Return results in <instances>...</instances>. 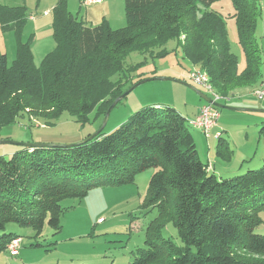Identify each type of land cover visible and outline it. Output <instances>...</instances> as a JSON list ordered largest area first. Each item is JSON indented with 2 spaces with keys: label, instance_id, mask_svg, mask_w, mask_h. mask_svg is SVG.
Here are the masks:
<instances>
[{
  "label": "trees",
  "instance_id": "obj_1",
  "mask_svg": "<svg viewBox=\"0 0 264 264\" xmlns=\"http://www.w3.org/2000/svg\"><path fill=\"white\" fill-rule=\"evenodd\" d=\"M219 1L124 0L126 26L112 29L107 20L86 25L70 12L68 0H59L51 12L56 47L40 66L32 40H23L30 18L26 7L0 4V27L14 31L17 42L11 65L0 54V132L24 116L43 125L64 113L80 123L89 122L91 114L104 119L112 104L141 82L128 87V77L141 66L126 68L128 56L140 52L154 58L160 50L157 55L165 57L171 40L224 98L264 83V53L256 35L261 0H231L245 57L242 72L224 18L208 10ZM188 122L170 105H147L87 143L18 147L10 157L0 156V253L21 238L5 233L9 224L30 228L37 236L49 225L58 234L63 201H81L97 188L133 184L153 169L143 206L157 209L158 216L147 227L146 248L136 251L131 264H264V235L255 233L264 223V164L219 179L200 159ZM216 155L232 160L225 138H219ZM170 223L181 245L164 238Z\"/></svg>",
  "mask_w": 264,
  "mask_h": 264
},
{
  "label": "rangeland",
  "instance_id": "obj_2",
  "mask_svg": "<svg viewBox=\"0 0 264 264\" xmlns=\"http://www.w3.org/2000/svg\"><path fill=\"white\" fill-rule=\"evenodd\" d=\"M58 1L0 0V4L8 5V7H26L29 14H36L43 20L44 11L48 8L50 10ZM69 1L73 10L76 9L74 8V1ZM118 3L124 5V0H117L115 3L117 12L119 13L118 9L122 12L124 8H120ZM261 6L263 15L258 22L256 35L264 53V0H261ZM201 9L202 12L206 10L202 6ZM208 10L218 12L224 18L231 51L238 59L239 72H242L245 67V57L239 44L236 20L233 18L235 10L232 1L222 0L216 2ZM75 11L73 13H76ZM51 18V16L48 18L49 22H51ZM48 30V26L42 27L40 35L35 37V34L33 35L35 32L33 25L26 24L23 31V39L25 42H29L30 39L32 40L31 48H33L35 42H38L41 46H46L48 43L53 42L50 49H55L56 42L52 38L53 35L49 34L43 37V34ZM165 49L169 52L165 57H159L157 54L161 51L156 50L154 58L149 54L133 52L125 60L126 68H137L141 65L128 77V87L131 84L148 79L166 80L148 81L134 89L112 111L107 125L104 127L105 133H110L114 128L119 127L124 121L128 120L135 111L147 105H152L151 103L164 105L174 103L177 106L176 109L184 115L190 114L184 108L186 101L193 100L195 104L206 103L201 100L197 93L201 92L204 95H207V93L201 87L191 82L189 76L194 66L183 57L182 50L177 42L175 40L169 41ZM0 54L7 55L10 65L16 59L15 32L3 31L2 27H0ZM42 61L40 59L37 62L38 66L41 65ZM175 72L179 74L183 73L184 76L181 78L173 74ZM118 76H113L112 81L116 82ZM171 79L180 81L181 83L171 81ZM249 99L251 100L248 103L256 107L254 109L264 111V100H260L257 96L250 97ZM241 103L243 102L238 100L236 96H231L220 102L223 106L243 109L239 107ZM191 110H193V107H191ZM190 115L192 116L193 114ZM221 115L228 117L225 123L220 121L221 119L219 118L217 125L223 137L228 141L230 149L233 151V159L227 162L233 164V170H237L240 167L242 153L245 149L243 147H247V144H245L246 128L244 127V123L257 122V126H252L251 128V133L256 136L258 141L255 144H251L253 155L251 160L252 166L247 168L249 163H245V168L241 171L237 170L234 175H244L249 169L259 170L264 164V134L261 133L264 123V113L220 109ZM89 120L87 123H80L75 117L64 113L52 125H43L41 122L35 123V120L31 122L27 116H24L16 124L1 130L0 141L25 144H77L86 140L90 135L93 136L102 130L104 119L96 118L95 114H91ZM188 125L190 132H195V129L189 122ZM217 143L211 146L210 151L213 155L216 154ZM197 150L201 160L207 163L206 154L208 155V148L200 145ZM16 151H18L17 146L10 144L0 145V156L10 157ZM153 173L154 170L151 169L139 174L135 182L130 185L94 189L81 201L77 199L63 201L62 229L58 234L49 225L44 227L40 236H37V233L30 228L20 227L17 224H9L6 227L5 233H13L21 237V247L19 255L16 257L11 256L8 251L0 253V264L133 263L136 251L140 248H146L145 234L148 225L158 216L157 209L145 208L143 206L148 196L149 182ZM261 217L264 221V212L261 214ZM255 233L264 235V223L256 229ZM1 235L2 232H0ZM163 236L181 245L177 231L171 223L166 225L163 230Z\"/></svg>",
  "mask_w": 264,
  "mask_h": 264
},
{
  "label": "crops",
  "instance_id": "obj_3",
  "mask_svg": "<svg viewBox=\"0 0 264 264\" xmlns=\"http://www.w3.org/2000/svg\"><path fill=\"white\" fill-rule=\"evenodd\" d=\"M73 1H74V6H75L74 8H76L74 10H76L75 11L76 13H73L74 10L72 8L71 2L68 0V8H69L70 12L72 14H74V15H78L81 19H83V21L88 26H98L104 20H107V22L109 23V25H110V27L112 29H120V27L123 28V26H126V16L124 14L125 13V11H124L125 10V7H124L125 5H123V4L121 5V4L118 3L120 5L119 6L120 8L121 7L124 8L122 12H121L120 9H118L119 10V13H118L117 12V7H116V4H115L117 0H98L97 2H91V3L87 2V0H73ZM1 5H3V4H1ZM3 6H7L8 7V5H3ZM54 7H55V5L52 8L54 9ZM52 8L50 9L51 11L49 10V8L44 11V13H43V17L44 18H42L43 20H41L38 17V15H36V14H33V13L30 14V18H29L27 24L28 25H33L34 30H35L33 35L35 34L34 35L35 37H37V35L38 36L40 35L39 34L40 33V29L42 27H44V26H48L49 30L46 33L43 34V37L48 36L49 34L52 35V20H51V22H49V20H48V18L51 16V12L53 10ZM116 26H120V27H116ZM51 43H53V42H51ZM51 43L50 44L48 43L46 46H41L38 42H35V44H34V46L32 48V52H33V55H34V62L36 64V66H38L37 62L40 59L43 60L46 57V55H48L49 53H51L54 50V48L50 49V48H52L51 47ZM52 46H54V44H52ZM16 52H17V42H16ZM195 68H197V67L194 66V69ZM173 74H175L177 76H180L181 78L184 76L183 73L179 74V73L175 72ZM155 80H166V79H155ZM152 81H154V80H152ZM263 84L264 83H261V84H258L256 86H254V87H249V88L237 90L234 93H232V96H234V97L236 96L238 100L243 102V103L239 104L240 108H243L244 110H256V109H254L256 107H253L252 105H250L248 103L251 100L249 98L253 97V96H256L255 93L259 89H261ZM246 99L249 100V101H247ZM151 104L152 105H159V104H156V103H151ZM205 104H198V103L195 104V103H193V100L186 101L185 104H184V108H185V110H186V112L188 114L189 113L193 114L192 116L190 114L189 115H184L179 110L178 111L186 119H188L189 122H191L199 115L200 109ZM167 105H170V106L174 107L175 109L177 108V106L174 103H170V104H167ZM191 107H193V110H191ZM194 109H196V110H194ZM219 118L221 119L220 121H223L224 123L228 120V117L226 115H221ZM252 126H257V122H253V123L252 122H246V123H244V127L246 128L245 144H247V147H243L245 149H244V151L242 153V163H241L240 167L237 169V170H240V171L245 168L244 167L245 163H249L247 168H250L249 166H252V161L251 160L253 158V155H252V152H251V144H255V142L257 141L256 136L253 133H251ZM193 128L195 129V132H193V133L191 132V134L194 137V140H195V143H196V146H197L196 148L198 149V146H200V145H203L204 147L208 148V155L206 154V158H207L208 161H207L206 164L209 165V171L211 173L215 174L216 177H218L219 179H229V178L234 177L235 176L234 174H236L237 170L236 169L233 170V164H229V163H227L225 161L220 160L216 156V154L213 155L211 153V151H210L211 150V146L214 143L216 144V142H218L216 140H219L220 137L224 138L223 134L219 130V126L216 125L215 127H213L211 129L209 137H206L201 130L196 129L195 127H193ZM198 154H199V152H198ZM199 157H200V154H199ZM200 159H201V157H200Z\"/></svg>",
  "mask_w": 264,
  "mask_h": 264
},
{
  "label": "built area",
  "instance_id": "obj_4",
  "mask_svg": "<svg viewBox=\"0 0 264 264\" xmlns=\"http://www.w3.org/2000/svg\"><path fill=\"white\" fill-rule=\"evenodd\" d=\"M98 0H87V2H97ZM191 82L201 87L207 96L215 103H220L222 100L227 98L222 97L216 92L213 85L210 83L208 75L202 72L200 69H193L189 76ZM255 95L260 99H264V88L258 90ZM220 117V109L216 108L212 104L206 103L201 109L199 115L190 123L196 129L201 130L206 137L210 136V131L213 127L217 125ZM21 247V240L14 239L8 247V252L11 256L16 257L19 255V250Z\"/></svg>",
  "mask_w": 264,
  "mask_h": 264
},
{
  "label": "water",
  "instance_id": "obj_5",
  "mask_svg": "<svg viewBox=\"0 0 264 264\" xmlns=\"http://www.w3.org/2000/svg\"><path fill=\"white\" fill-rule=\"evenodd\" d=\"M155 79H148V80H144L139 82L138 84L134 85L130 90H128L125 94H123L121 97H119L113 104L112 106L108 109L105 117H104V123H103V128L102 130H104V127L107 125V122L110 118V115L112 113V111L116 108V106L118 105V103L120 101H123L132 91H134V89H136L139 85L146 83L148 81H152ZM174 82H178L181 83L180 81L177 80H172ZM200 98L205 101L208 104H212L213 106H215L218 109H225V110H232V111H248V112H260V113H264L263 110H244V109H235V108H231V107H227V106H223L220 103H215L213 102L208 96L202 94L201 92L197 93ZM100 130V132L102 131ZM100 132H98L97 134L90 136L89 138H87L86 140L79 142L77 144H72V145H54V144H44V143H39V144H25V143H16V142H10V141H0V145L2 144H10V145H14L17 147H23V148H31V149H35V148H67V147H72L74 145H80V144H84L87 143L88 141L92 140L95 138L96 135H98Z\"/></svg>",
  "mask_w": 264,
  "mask_h": 264
}]
</instances>
